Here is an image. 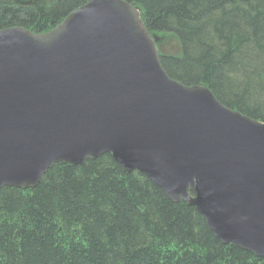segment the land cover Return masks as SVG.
<instances>
[{"label": "water", "instance_id": "1", "mask_svg": "<svg viewBox=\"0 0 264 264\" xmlns=\"http://www.w3.org/2000/svg\"><path fill=\"white\" fill-rule=\"evenodd\" d=\"M155 41L125 0H88L46 33L0 30V187L109 153L264 257V122L170 78Z\"/></svg>", "mask_w": 264, "mask_h": 264}, {"label": "trees", "instance_id": "2", "mask_svg": "<svg viewBox=\"0 0 264 264\" xmlns=\"http://www.w3.org/2000/svg\"><path fill=\"white\" fill-rule=\"evenodd\" d=\"M88 0H0V30L46 33ZM166 74L264 122V0H125ZM171 44V47H166ZM192 194V190L190 191ZM0 264H264L220 241L192 205L106 153L0 187Z\"/></svg>", "mask_w": 264, "mask_h": 264}, {"label": "rangeland", "instance_id": "3", "mask_svg": "<svg viewBox=\"0 0 264 264\" xmlns=\"http://www.w3.org/2000/svg\"><path fill=\"white\" fill-rule=\"evenodd\" d=\"M168 46H169V47H171V44H167V46H166V47H168Z\"/></svg>", "mask_w": 264, "mask_h": 264}]
</instances>
